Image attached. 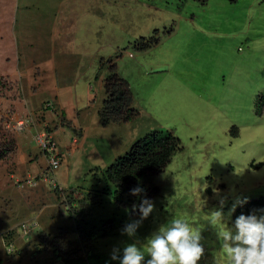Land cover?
Masks as SVG:
<instances>
[{
    "label": "rangeland",
    "instance_id": "1",
    "mask_svg": "<svg viewBox=\"0 0 264 264\" xmlns=\"http://www.w3.org/2000/svg\"><path fill=\"white\" fill-rule=\"evenodd\" d=\"M140 43L148 50H137ZM113 75L129 85L139 116L132 129L118 121L119 132H113L118 135L101 134V150L106 144L121 154L134 138L154 129L173 132L183 150L154 182L163 191L172 188L166 209L148 225L141 223L135 237L122 233L107 252L122 254L127 244H143L160 226L180 218L201 231L205 252L198 264H226L217 237L222 226L213 213L220 211L231 226L241 204L264 197V165L255 171L239 166L225 187L211 188L210 194L203 180L231 162H264V99L258 101L264 97V0H0V238L23 250L7 264H45L44 254L34 255L37 234L55 236L68 218L56 195L35 196L42 198L38 202L35 192H18L12 184L9 171L15 157L22 160L14 145L26 134L14 137L20 131L8 124L15 119L9 115L19 106L40 114L51 104L60 116L64 112L65 126L92 137L100 125L102 87ZM50 121L59 129L60 122L45 114L44 122L50 126ZM233 124L240 129L236 139L230 137ZM84 137L80 153L65 146L68 166L59 182L69 183L78 168L86 172L103 162V169L110 162V154H98ZM33 152L38 154V147ZM76 182L81 190L94 179L85 175Z\"/></svg>",
    "mask_w": 264,
    "mask_h": 264
},
{
    "label": "clouds",
    "instance_id": "2",
    "mask_svg": "<svg viewBox=\"0 0 264 264\" xmlns=\"http://www.w3.org/2000/svg\"><path fill=\"white\" fill-rule=\"evenodd\" d=\"M207 1L208 0L204 3L198 2L205 4ZM112 77H115V75ZM105 84L102 87L105 99L102 101V105L99 107L100 109L104 105L107 98L105 93ZM114 87L116 89L118 86ZM123 92L125 93L123 94L125 100L129 102V107L124 111L126 116L122 115V118H118L113 122H108L106 126H95L94 131L92 132V137H89V133H87V131L82 134V128V131H80L76 128H71V126H65L64 120L67 122V117L64 115V112H62L63 115L60 116L59 112L56 114L46 110V115L48 116L50 113L53 118L57 120V123L60 122V127L58 129V127L54 126L55 124L52 125V121H50L51 125L49 126V124L44 122L45 117L40 118V122L38 121V118L34 121L35 123L39 122V124H35L32 127V129L35 128L36 130L32 136L31 142L34 147H38L39 153L35 154L32 150L34 153L32 154L30 151L28 160L35 163L36 170L33 174H30V172L27 171L25 172V175L22 176L17 175L18 172L16 171V167L9 171V173H11V180L14 179L12 184L18 192L25 194L27 191H31V195L35 192L32 198H36L35 201L38 202L42 199L41 195H49L51 197L56 195L58 202L65 205L67 208L68 218L64 223L63 228L59 229L58 233L55 235L57 238L56 240L59 243H55L53 241L52 237L54 236L50 237L49 235H45L43 232H39L37 234L39 243L36 242L37 248L34 246V255L36 256L40 253L45 255L43 251H49L44 258L45 264L48 263L52 253L54 254L53 250L57 251V254L55 255L59 257L57 264H63L62 261L64 252L67 248L69 250L68 252H70V259L72 260L69 264H93L95 263L97 255H105L108 258L110 257L112 261H115L113 264H198L205 252V246L202 243L203 237L201 235V231L197 230L186 220L180 218L172 219L168 223L160 226L145 239L143 244L138 245L136 242L127 244L123 248L122 254H119V249H113L111 254L107 252L108 246L114 243L112 241L118 240V242H120L122 240V233L127 235L129 238L135 237L141 223H146V225H148L153 218H156L159 211L166 209L171 200L172 188L163 191L161 187L156 186L154 182L157 177L164 176L167 167L172 162L173 156L177 152H181L183 150L180 140L177 137H174L173 132L165 129L147 131L134 138L128 149H130L133 142L138 140L139 137L152 131H158L159 134L164 132L170 134L177 140V145L176 152L173 153L170 159L168 158L166 162V158H164V160H157H161L162 162L164 161V163H162L163 167L160 168L155 176H148L147 172L143 181L146 183L144 189L140 186L133 187L131 185V188L125 191L127 192L125 194L128 199L126 198L123 202H121L122 199L118 201L117 198L114 197L115 195H105L104 197V192L100 191L101 188L97 186L96 182H93V185L91 186L81 187L83 189L79 190L80 185L76 182L78 179H81L85 175H89L93 178L94 174L97 175L106 170L112 164H115L116 159L128 151L127 149L121 154L118 152L115 153L114 149L116 147H106L105 145L104 149L101 150L102 146L100 147V145L97 144L99 142L102 143V135L106 132H112V136L119 134L113 133L119 132L118 130L120 128L116 125L118 121L125 122L128 124V127H131V129L134 127L139 115L134 107L132 94L128 93L126 90ZM263 99L264 97H261L258 101ZM125 100L121 98L119 102L125 103ZM262 103L263 101H261V104ZM205 107L214 109L213 104L211 106L205 105ZM213 112H215V110H213ZM96 116L98 119L100 118L99 112ZM128 116L130 119H127ZM9 117H15V119L9 121L8 124L20 131L17 133L24 134L29 131L30 128L26 126V122L22 118L15 115L14 112L12 115H9ZM18 123H22V127H19ZM81 123L87 124L82 120ZM67 125H69V123ZM67 128L71 129L68 130ZM98 128L102 130V133L96 131ZM55 129L58 131L59 136L63 139L64 143L62 148H60L61 142L56 135L57 132L54 133ZM229 130L230 137L232 138L236 139L240 135L239 127L234 124ZM59 132H62V134L60 135ZM66 135L68 136V139H66ZM84 135H87V143L89 145H94L98 154H102V152H104V154L111 155L110 162L106 164L104 163L105 167L103 169H100V165L102 166L103 162L95 164L86 172H83V169L78 168L77 171H75V177L73 176L72 180L71 177H69L70 180L68 178L70 181L69 183L64 184L59 182L57 178H59L60 171L65 170V168L67 169L68 166L67 163L64 164V158L66 155L64 149L65 146H67V148H76L80 153L81 151L77 148V145L80 143L81 138L85 139ZM97 136L101 137L100 141L97 140ZM89 138H92V141L94 142H89ZM29 147L30 146L27 144H24L19 148L16 145L14 155L18 151L20 155H24V151L29 150ZM93 150L96 152L94 148ZM74 159L76 158L74 157ZM25 164L27 165L26 160ZM243 164L247 165L250 170L255 171L256 169L262 167L264 162L258 164L250 162L247 164L246 161L239 160L237 162L227 164V169L225 171L209 172L203 180V183L207 186L205 190L206 194L211 193V188L214 191L216 188L225 187L224 181H226L228 176ZM69 166L70 169L74 168L71 164ZM152 166L150 169H153L154 172H156L157 169H154ZM77 176L79 178H76ZM39 185H42V187L38 188ZM8 188H10V184ZM114 189L115 188H111V190ZM69 190L72 191V196L69 194ZM261 198L264 197H260L259 199ZM101 199H103L102 204L99 205L98 202ZM259 199L248 202L245 201L246 203L241 204L233 214V223L231 226L225 223L223 215L220 211L213 213L218 224L222 226L218 228L217 237L220 241V251L226 260V264H264V208L253 209L249 212V214H240L235 219L236 213L242 206L250 202L258 201ZM130 200L134 201V203L129 204ZM91 203H95L94 205L97 206H92ZM107 210H109L108 214L97 215L98 211L105 212ZM100 216H102L104 220L105 225L101 224L103 227L97 224L99 223ZM27 221H25V223H27ZM23 230L27 231L28 228ZM11 234L12 233L6 237L9 238ZM43 238L49 242L42 246ZM24 239L27 240L28 237ZM64 240L68 241V243L72 246L68 245L65 249V247L61 245ZM26 246L27 249L30 248L28 247L29 245ZM18 247L19 245H16L14 242L6 241L4 238H0V264L10 263V260L15 254H17L16 256L19 259L23 254V250ZM1 253H3V255H1ZM146 256L149 258L145 259ZM32 259L33 257H31V260Z\"/></svg>",
    "mask_w": 264,
    "mask_h": 264
},
{
    "label": "trees",
    "instance_id": "3",
    "mask_svg": "<svg viewBox=\"0 0 264 264\" xmlns=\"http://www.w3.org/2000/svg\"><path fill=\"white\" fill-rule=\"evenodd\" d=\"M198 1L204 3L206 0H198ZM154 43L156 44V42ZM147 47H148L147 43H140L139 45L136 46V49L145 51L148 50L146 49ZM111 77L107 79V81H105L106 82L105 93L107 98L104 105L99 111V117H100L99 122L100 125L102 126H106L108 122H113L116 121L118 118L119 119L122 118V115L126 116L124 111L129 107V102L125 100L123 95L125 94L123 92L124 90L128 91V93L131 94L130 90H128L127 82H125L123 79H119L116 76H115L116 78L112 77V79ZM114 86H118V87L115 89ZM121 98L125 100V103L119 102ZM43 110L44 112H41L40 114L38 113L39 109L36 112V114L29 113L28 111L25 110L19 117L22 118L26 122V126L31 129L36 124L34 121L37 118L40 119L45 117V114H47L46 110H49L50 112H54V113L57 112V109L53 107L51 104H46V106L44 105ZM32 112H34V110ZM127 119H130V117L128 116ZM88 140L89 142H94L92 141V138H89ZM12 142H14V140H12ZM176 145H177V140L174 139V137H172L168 133L164 132L159 134L158 131H152L148 134H145L139 137L138 140L133 142L130 149H128L126 153H124L123 155L119 156L116 159L115 164H112L106 170L100 172L97 175L94 174L93 175L94 182H96L97 186L101 188L100 191L104 192L103 193L104 197L105 195L107 196L115 195L114 197L117 198L118 201L122 199L121 202H123L127 198L125 194L127 192L125 191H127V189L129 190L131 188V185L133 187L140 186L142 189L145 188L146 183L143 181L147 172H148V176L151 177L155 176L156 173L160 170V168L163 167L162 163H164V161L162 162L161 160H164V158H166L165 159L166 162L168 158L170 159L173 153L176 152ZM14 150H15V145H14ZM4 153L5 152L3 151V154ZM0 156H2V153L0 154ZM159 159L161 160L157 161ZM26 162L30 163L29 160H26ZM151 166L154 169H157V171L154 172L153 169H150ZM41 187L42 185L38 186V188ZM111 188H115V189L111 190ZM103 199H101L98 202L99 205L102 204ZM132 203H134V201L130 200L129 204ZM94 204L95 203H93L92 206ZM257 208H264V198H261L258 201L250 202L242 206L236 213L235 219L240 214L247 215L251 210ZM97 224L105 225L102 216H100L99 223ZM54 237H52L53 241L55 243H59L56 240L57 238ZM45 242L48 243L49 241L46 240ZM61 245L65 247V249L68 245L72 246L70 243H68V241L65 240L62 242ZM68 251L69 250L67 248L64 252V257L62 261L63 264H69L72 261L70 259V252ZM43 252L45 253V255L49 253V251L46 250ZM53 252L54 254L52 253L47 264H57L58 262L57 260H59V257L55 255L57 254L56 250H53ZM114 262L115 261H112L110 257L108 258L105 255H97L95 259V263L93 264H113Z\"/></svg>",
    "mask_w": 264,
    "mask_h": 264
},
{
    "label": "crops",
    "instance_id": "4",
    "mask_svg": "<svg viewBox=\"0 0 264 264\" xmlns=\"http://www.w3.org/2000/svg\"><path fill=\"white\" fill-rule=\"evenodd\" d=\"M14 110H15L14 114L17 115L18 117L25 111V110H23L21 108V106H19V108L18 107H14ZM28 111H31V110H28ZM32 130H33V132H32ZM35 130L36 129L34 128V129H31V130L27 131L24 134L14 135V137H18V136H21V135H25L26 134V136H24L20 140V142H18L16 140L17 141L18 148L20 146L24 145V144H27V145L30 146L29 147V150L24 151V155H22V154L20 155V157L22 156V160H19V159L15 158L16 160L14 162H15L16 171L18 172L17 175H21V176L22 175H25V172H27V171H29L30 174H33V172L36 170L35 169V163H32V162L29 161L30 163H27V165L25 164V160H28V155L30 154V151H31L32 154H34L32 152L34 146L32 145L31 139H32V136H33ZM83 144L85 145L84 142H82V145ZM88 146H89V144H88ZM82 150H83V148H82ZM92 153H94V150L93 149L90 151V154L91 155H92ZM7 189H9V188L7 187Z\"/></svg>",
    "mask_w": 264,
    "mask_h": 264
},
{
    "label": "built area",
    "instance_id": "5",
    "mask_svg": "<svg viewBox=\"0 0 264 264\" xmlns=\"http://www.w3.org/2000/svg\"><path fill=\"white\" fill-rule=\"evenodd\" d=\"M19 127H22V123H18Z\"/></svg>",
    "mask_w": 264,
    "mask_h": 264
}]
</instances>
